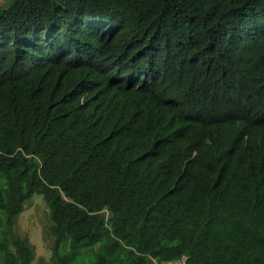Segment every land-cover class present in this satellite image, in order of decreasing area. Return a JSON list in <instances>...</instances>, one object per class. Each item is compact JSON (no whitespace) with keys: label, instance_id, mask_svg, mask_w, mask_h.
<instances>
[{"label":"trees","instance_id":"16d2710c","mask_svg":"<svg viewBox=\"0 0 264 264\" xmlns=\"http://www.w3.org/2000/svg\"><path fill=\"white\" fill-rule=\"evenodd\" d=\"M35 195L38 264H264V0L0 5V264Z\"/></svg>","mask_w":264,"mask_h":264},{"label":"rangeland","instance_id":"374dc122","mask_svg":"<svg viewBox=\"0 0 264 264\" xmlns=\"http://www.w3.org/2000/svg\"><path fill=\"white\" fill-rule=\"evenodd\" d=\"M14 0H0V5L11 6ZM49 220V206L41 195H35L28 202L25 211L18 220V232L28 236L36 246V259L33 264L40 262L51 263L52 240L47 236L45 230ZM165 264H184V260Z\"/></svg>","mask_w":264,"mask_h":264}]
</instances>
